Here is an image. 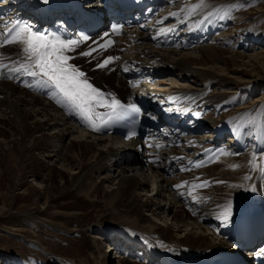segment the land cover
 Segmentation results:
<instances>
[{"label":"bare ground","instance_id":"6f19581e","mask_svg":"<svg viewBox=\"0 0 264 264\" xmlns=\"http://www.w3.org/2000/svg\"><path fill=\"white\" fill-rule=\"evenodd\" d=\"M7 1L12 6L5 9L0 20V58L5 75L12 78L0 80V170L2 165L15 164L20 170V187H28L29 178L45 186L37 194L38 199L61 194L65 187L56 186L53 178H61L67 170L72 188L91 199L102 198L120 212L123 224L103 230L95 239L101 259L98 264H201L206 256L221 252L228 245L224 238L232 220L264 204L261 176L264 105L262 113L235 134L231 132H235L242 120L250 119L260 99L250 105H239L233 114L217 117L231 100L229 90H234L239 80V83L253 84V77L259 76L255 74L259 70L264 72V51L249 55L239 51L243 42H248L235 43L233 34L223 29L235 20L229 14L232 5H202L201 0H141V4L123 0L136 4L135 15L141 16L142 23L134 30L124 31L115 47L105 55L84 57L79 49L72 51L71 62L84 68L88 76L95 75L90 62H102L109 55H118L117 63L100 70L105 73L118 69L108 73L105 82L121 85L123 81L114 90L118 98L140 100L148 114L155 115L154 120L168 125V132L160 134L153 143L161 158L159 166L154 167L144 165L141 160L144 155L137 156L140 150L136 141L122 142L113 136L90 134L76 124L78 117L69 115L53 97L37 96L31 84H27L26 78L30 76L12 71L27 60L24 45L6 44L5 35L12 26V33L18 26L14 25L15 20L31 26L33 32L44 21L35 16L34 0H0V4ZM198 5L202 6L189 16L187 10ZM176 13L179 15H173ZM214 13L221 15L210 16ZM168 29L174 30L165 34ZM227 69L249 80L233 76L230 79L234 83L224 77ZM135 73L158 80L145 88L139 87L135 93L131 89L136 84ZM142 88L147 95L140 91ZM212 88L229 92L216 93ZM170 96L177 101L168 102ZM152 98L158 101L153 102ZM177 116L188 118L191 124L174 126ZM224 137L230 138L228 144H223ZM232 137L235 143H231ZM66 139L70 143L65 147ZM237 152L241 157L236 158ZM254 156L255 170L249 163ZM208 160L212 162L205 165ZM52 163L62 166L58 173L51 167ZM120 164L124 165L120 167ZM168 169L172 179L166 177ZM246 176L251 179H245ZM96 178L102 179L101 184L96 183ZM150 183L153 187L157 185V192H152L154 197L142 195ZM114 185L117 187L112 189ZM229 203L232 205L230 219H217ZM145 211L165 225L167 220L172 221L175 227L156 225L144 215ZM135 230L137 233L133 234ZM181 232H185L183 239L176 235ZM107 247V252L113 248L121 254H116L120 258L118 263L107 258L104 251ZM83 259L81 263L91 260Z\"/></svg>","mask_w":264,"mask_h":264},{"label":"rangeland","instance_id":"374dc122","mask_svg":"<svg viewBox=\"0 0 264 264\" xmlns=\"http://www.w3.org/2000/svg\"><path fill=\"white\" fill-rule=\"evenodd\" d=\"M201 1L202 5L230 3L233 10L229 14L235 20L233 19L223 29L233 34L235 43L248 42L247 44L243 42L239 51H243L247 55L256 51H264V0ZM211 14L210 16L221 15L218 13ZM220 25L223 26L224 22L221 21ZM237 30L239 31L237 32ZM137 45H140V42ZM90 63L92 68H94L92 73L95 74H90V77L101 87L114 93L115 89L117 90L124 84L123 81L119 85L118 83H109L104 80L108 73L115 72L118 69L115 68V70L100 73L102 68L97 67V65L101 61L97 60ZM227 70L224 77L230 81L232 80V82L234 81V83L235 80L230 78L242 76V74H236L230 69ZM258 73L255 75L259 76L253 77V81L255 80L253 84L249 82L239 83L241 81L239 80L234 85V90H229L230 92L228 90L217 91L215 88L211 89L212 92L215 91L221 94L229 92V97H231V100L225 104L227 106L219 111L217 116L219 118L233 114L239 105H250V103L260 99V103L252 109L253 113L250 119L242 120L235 133L239 131L238 129L243 128V125L252 123L262 113L264 105V72L259 70ZM242 77L245 81L249 80L246 76ZM154 79V83H156L158 78ZM211 91L208 95H211ZM115 94L118 95L117 93ZM232 133L234 132L232 131ZM226 139L227 141H225ZM229 139L224 137L223 144L229 143ZM69 143L70 140L66 139L64 146H68ZM235 155L236 158H239L242 154L235 153ZM137 156L141 158L138 153ZM54 165L51 167L55 168V173H58V169L62 166ZM123 165L120 164L119 166L122 167ZM17 167L15 164H12L11 167L2 165L0 170V264H98L101 259L95 239L101 235L103 230L118 228L123 224L120 212L114 210L102 198L91 199L80 190L72 188L69 180L71 178L70 172L67 170H65V174L63 173L64 175L61 178H53L56 186L65 187V190L61 194L57 193L52 196L50 194L45 199H38L37 194L40 190L43 191L45 186L29 178L27 180L29 181V186L20 187V170ZM168 178L172 179L173 176ZM101 182L102 179L96 178L97 184H101ZM151 185L152 183L141 194L154 197L155 193L152 192H157V185L155 187ZM116 187L114 185L112 189ZM109 189L112 190L111 188ZM173 209L178 210L177 207ZM144 215L154 221L156 225L175 227L172 221L167 220V225H165V223L158 220L159 218L155 219L154 216H151L153 214L150 212L145 211ZM73 231L75 232L72 233ZM132 233L136 234L137 231L135 230ZM176 235L183 239L185 232L177 233ZM166 242L169 243L168 241ZM104 251L107 252L106 249ZM106 254L108 255L107 258L113 263L120 261L119 256L121 254L118 251L114 250L112 252V250H108ZM116 254L119 256L116 257ZM83 258L91 260L87 263H81V260H85Z\"/></svg>","mask_w":264,"mask_h":264},{"label":"snow or ice","instance_id":"6c2138e0","mask_svg":"<svg viewBox=\"0 0 264 264\" xmlns=\"http://www.w3.org/2000/svg\"><path fill=\"white\" fill-rule=\"evenodd\" d=\"M48 2L49 0H43L45 4ZM201 6L198 5L197 7L188 9L187 14L191 16ZM173 15H179V13ZM173 30L168 29L165 31V34L167 31ZM112 31L119 32L120 29L119 27H114ZM81 39L87 41L89 37L83 36ZM5 43H22L24 45L23 53L27 62L20 65L19 69H12V71H22L34 80H37L42 87L54 90L56 92L57 103L64 107L69 115L79 117L80 121L91 130L101 131L102 127H110L124 120L134 122V114L138 115L140 113V109L135 104L126 106L116 99L115 96L98 90L88 82L84 72L80 71L76 66L69 64L70 57L65 53L73 51L75 46L79 44V41L75 39L64 41L58 37L41 35L33 32L29 25H18L6 39ZM107 43L112 44V41L109 40ZM100 47H103V45H100ZM93 51L95 49L82 52L80 55L90 56ZM115 59L118 58L109 56L99 63L97 67L104 68L110 61ZM7 78L11 79L12 77L9 76ZM98 108H105L108 111L100 113L97 111ZM135 135V131H130L127 138L131 139ZM249 163L250 167L255 170V156ZM261 176L264 178V170H261ZM245 179H251V177L246 176ZM231 215L232 205L229 203L223 207L217 219L228 221Z\"/></svg>","mask_w":264,"mask_h":264}]
</instances>
